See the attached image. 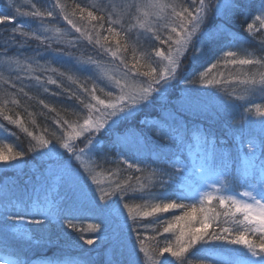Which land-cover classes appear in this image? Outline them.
<instances>
[{"label":"snow or ice","instance_id":"snow-or-ice-1","mask_svg":"<svg viewBox=\"0 0 264 264\" xmlns=\"http://www.w3.org/2000/svg\"><path fill=\"white\" fill-rule=\"evenodd\" d=\"M25 4L7 0L0 7V26L8 35L0 50L14 76L0 74V83L12 90H0V132L5 134L0 136V169L22 171L29 154L39 155L44 165L30 186L0 178V251L6 253L0 255V264H30L25 248L53 243L54 226L86 253L94 249L85 246L96 245L106 233L103 264H192L189 255L197 245L205 256V246H232L215 264H264V108L246 95H235L237 86L246 94L264 92V0H127L119 7L73 0L70 8L62 0ZM241 17L246 21L243 33L234 30ZM248 38L258 41L261 55L243 47ZM83 41L93 54L76 55ZM11 48L16 52L9 55ZM46 55L62 62L65 70L52 67ZM186 60L194 65L186 84L235 96L225 101L205 92L219 101L213 110L227 114L237 101H245L251 103L245 112L254 109L262 117L259 131L252 130L249 121L248 135L241 138L245 176H238L235 166L229 175L223 165L225 185H238L242 192L231 194L213 183L211 190L191 197L178 187L187 171L181 160L190 137L169 95ZM230 66L236 71L227 76L219 71ZM51 85L58 89L52 97H64L79 110L39 99L43 109L55 113V130L37 133L15 110L22 107L18 96L31 100L26 87L48 93ZM184 92L188 110L198 115L209 111L192 88ZM154 106V123L139 119L144 109ZM27 115L31 125L39 127L34 114ZM244 119L242 113V126ZM4 121L30 138L27 147L5 145L6 137L16 133ZM205 144L214 162L218 144L207 137ZM162 161H171V170ZM84 216L95 222L79 226L76 221ZM45 259L46 264H75L68 257ZM86 264L96 260L89 255ZM198 264L211 262L202 258Z\"/></svg>","mask_w":264,"mask_h":264},{"label":"trees","instance_id":"trees-1","mask_svg":"<svg viewBox=\"0 0 264 264\" xmlns=\"http://www.w3.org/2000/svg\"><path fill=\"white\" fill-rule=\"evenodd\" d=\"M6 2L7 0H0V7L5 5ZM17 2L20 5L24 6V0H17ZM62 2L66 3L70 8L73 3V0H62ZM75 2L81 3L80 0H75ZM33 3L36 2H34L33 0ZM247 22H251V20L249 19ZM4 27L5 26H0V44L4 43V41L8 39V35L4 32ZM6 27L10 28L11 25H7ZM244 27H246V21L243 17L239 18L234 23V30L238 32L243 33ZM257 27H259L258 23H257ZM244 35L246 36V33H244ZM36 44L32 45V47H35ZM53 47H56V45L53 44ZM243 47L254 55L257 56L261 55L258 41H254L248 38L244 43ZM90 48L91 47L87 45V42L83 41L80 45V51L76 52V55H80L81 53H83L84 55L93 54ZM15 52L16 49L11 48L9 50V55L14 54ZM192 54L193 52L188 53L189 56H191ZM51 57L52 55H46V61H49L52 67L60 68L54 62L51 61ZM4 61H5V57L3 55L2 50H0V74L5 75L6 79L13 78V74L11 73L10 69L7 67ZM40 62L42 64L45 63V61H40ZM201 63L206 64V62L204 61H202ZM195 67L200 71L204 70L203 67H200V65H196ZM193 69H194V65L191 63V61L186 60L185 69L181 75V78L175 84V87L170 91L169 100L171 104L174 105L177 109L180 108L183 109L181 111L182 120L183 118L185 119L186 117L193 116L194 114L189 113L190 110H188V105L186 102L187 93L184 92V89L186 87L192 88L194 90L193 94L201 96L203 100L209 105V111L207 113L202 115H198L195 113L199 117L197 124H201L205 126V129H206V125L208 124L213 126V128L215 127L216 134H214L215 135L214 136L206 132H201L196 129H188L187 135L190 137V139L187 141V143L190 146L183 149V156L185 159L181 160L182 164L187 165V171L180 177L181 181L178 187L181 188L185 193H187L191 197L197 196L190 194L192 186H195V189L198 192H202L205 190H211L209 186L213 183H215L218 187H224L226 192H230L231 194H237L238 192H242L244 189L239 187L238 185L236 186L225 185V168L223 167V165L225 163L227 164V171L229 175H231V173L233 172V166H235L234 168L235 173L242 178L245 176L246 170L248 169V165L247 162L243 160L241 138L242 136L247 137L248 135L249 121L253 122L251 125V129L258 132L261 127L260 122L262 120V117L256 115L254 109L253 112L248 113L244 111V108L250 107L251 103L258 104L263 108L264 92L256 91L255 93L252 94H246L244 92L243 86H237L235 95L236 96L246 95L247 100L250 101L251 103H246L245 101H237L238 106L235 109H229L227 114L224 113L223 111L217 112L213 110V106L218 105L219 101L216 100L215 97L205 96L204 95L205 92H209V93L215 92L217 97L225 101H229L230 99L235 100V96L230 98L224 91H221L219 89H204L203 86L199 84H195V85L186 84L185 78L187 79L193 78ZM61 70L63 69L61 68ZM249 70L254 71V69H249ZM216 71H217L216 69L213 70V72ZM219 71L223 72L224 75L227 76L229 72L236 71V69L230 66L228 68L222 67L221 69H219ZM46 74L52 75V73H46ZM63 83L66 87L71 86L73 87V90H75V86L70 85V82H68L66 79L63 81ZM226 87H230V86H226ZM49 88L50 91L48 93H44L42 89L38 90L33 87V94L29 92V95L33 97V99L31 100H28L27 98L23 100L22 98L18 97L20 100L22 99L21 100L22 107L17 108L15 110L19 111L22 114L29 129L36 131L37 133L42 132L44 128L55 130V126L52 123V118L55 116V113H51L47 109H43L42 105H39L38 100L44 99L46 103L55 101V99L64 100V97H60V98L52 97L51 92L58 91V89H56V87L53 88V86H50ZM23 102L26 103L24 104ZM61 103L62 102L59 101L58 105H60ZM69 105L79 110L74 102L64 103V107H69ZM178 105L180 107H178ZM71 106L69 108H71ZM57 107L59 108L60 106ZM25 109H27V112H31L34 114V117L32 118H35L36 124L39 127H35L31 125L30 123L31 118L28 117ZM157 111H158V106H154L152 108H146L144 109L143 112L139 114V119L147 120L149 124H152L155 122ZM242 113L245 117L243 126L240 123ZM220 116H223L226 119V123L223 124L221 122L222 120H220ZM68 118H72V117L69 116ZM229 122H231L232 124H230ZM236 125L240 126L241 129L239 127L235 128ZM9 127L12 129L11 130L12 132L16 133V136H7L4 141L5 145L11 144L14 148L17 145L21 148L27 147L30 138L26 137L25 134L20 132L18 128H15L14 126L11 125H9ZM205 137H207L209 141H215L218 144L214 162H213V154L210 151V146L205 144ZM97 159H99V157H97ZM25 160H26V163L24 164L26 165L25 167L33 166L34 167L33 172H29L24 175H18L14 178L11 177V179H15L21 184H28L30 186L31 183L33 182L32 179L33 176L38 175L40 168H42L44 165V162L37 154H29L25 158ZM161 163L164 166L168 167L169 170H171V163H172L171 161H162ZM115 166H116L115 164L104 165V167H115ZM121 167L124 166L121 165ZM152 167H156V165H152ZM0 178L3 177L0 176ZM247 182L254 183V181L250 179ZM241 199H244V197H241ZM184 202L192 203L194 201L185 200ZM170 215L171 214H169V216ZM93 222L95 221L87 216L81 217L79 220L76 221V223L81 227H86L89 223H93ZM50 232L52 235L53 243L33 245L31 248H25L28 260L35 258L37 254H40L42 252L52 253L53 250L52 249L50 250L49 248L60 246L68 250H60V249L57 250L63 253L68 252V254L77 257V260H74L75 264H86L89 255H91L96 260V264H103L105 259V249L108 239L106 233L100 234V240L97 241L96 245L85 246V248L94 249L91 253H86V252H82L79 248L73 247L70 244V242H68V237L64 234V232H62L59 229L58 226L52 227L50 229ZM88 235H92V234L89 233ZM145 235L151 236L152 233L147 232L145 233ZM37 238H38V234H37ZM160 239L162 241L163 237H161ZM205 247L208 248V253L206 256L202 251L199 250L201 248L200 245H197V248L191 251L189 255V259L192 261V264H198L199 260L202 258L207 259L208 261L211 262V264H215L216 258L226 256L228 254L225 251V248L232 246H205ZM223 250L225 251V254L222 253Z\"/></svg>","mask_w":264,"mask_h":264},{"label":"rangeland","instance_id":"rangeland-1","mask_svg":"<svg viewBox=\"0 0 264 264\" xmlns=\"http://www.w3.org/2000/svg\"><path fill=\"white\" fill-rule=\"evenodd\" d=\"M31 2H33V0H31ZM34 2H36L37 3V6H43L44 4H45V0L44 1H41V0H34ZM46 2L47 3H51V0H46ZM80 2L81 3H89V4H93V3H96V4H98V3H101V2H103L104 4H108V3H111V4H113V5H116L117 7H119L120 5H122V4H124V3H126L127 2V0H80ZM24 6L25 7H27V5L25 4V0H24ZM25 19V18H24ZM61 27H64L65 29H67L68 27H70V26H67V25H64V24H61L60 25ZM78 35V34H77ZM37 42L36 41H31L30 42V44L31 45H34V44H36ZM141 43L144 45V47H148V45H149V42L148 41H146V40H141ZM90 50L92 51V49L90 48ZM195 51V49H193V51L192 52H194ZM41 61H45V60H41ZM51 61L52 62H54L58 67H60V68H62L63 70H65L63 67H62V62H57L56 60H54L53 59V57H51ZM46 62V61H45ZM48 63H49V61H47ZM4 76V78H5V75H3ZM13 78H14V76H13ZM10 79V78H9ZM62 79V82L65 80V79H63V78H61ZM25 83H29L28 81H25ZM51 86H53V88L54 87H56V86H54V85H51ZM102 86V85H101ZM18 87H19V84H18ZM50 87V86H49ZM35 88V87H34ZM0 89L1 90H4V89H7V85H4L3 83H0ZM36 89H38V90H40L39 88H36ZM7 90H9V91H12L11 89H7ZM25 90L26 91H28V92H30L31 94H33V87H26L25 88ZM19 98H22L23 100H25L26 98L25 97H23L22 95H19L18 96ZM21 99V100H22ZM61 101L63 104L64 103H66V101L65 100H62V99H55V101H51L49 104L51 105V106H60V105H58L59 104V101ZM24 103V102H23ZM26 103V102H25ZM24 103V104H25ZM11 106V105H10ZM71 105H69V107H70ZM178 107H180L179 105H178ZM71 108H73L72 106H71ZM264 108V107H263ZM180 111H182L183 109L182 108H180L179 109ZM189 113H191V114H194L193 116H190V117H186L185 119L183 118V121H184V123L187 125V127H188V129H196V130H199V131H201V132H206V133H208V134H210V135H214V134H216V130H215V127L213 128V126H211V125H206V129H205V126H203V125H201V124H197V122H198V116L195 114V112L194 111H189ZM220 120H222L221 122L224 124V123H226V119L223 117V116H220ZM4 124H5V126L6 127H8L9 129H10V131L12 130L10 127H9V125H7V122L6 121H4L3 122ZM230 124H232L231 122H229ZM213 125V124H212ZM237 127H239L240 129H241V127L240 126H238V125H236L235 126V128H237ZM5 134L4 133H2V132H0V136H4ZM215 136V135H214ZM26 165H21V169H22V171H20V172H13L12 170H9V171H7V172H5L3 169H0V176H8V177H12V178H14V177H16V176H18V175H24V174H26V173H29V172H33V169H34V167L33 166H31V167H25ZM41 169V168H40ZM197 193H199L196 189H195V186H192L191 187V192H190V194L191 195H197ZM223 254H225V251L223 250V252H222ZM45 258H53V256H41L38 260H40V262L41 263H46V259ZM31 264H33V262L31 263Z\"/></svg>","mask_w":264,"mask_h":264}]
</instances>
